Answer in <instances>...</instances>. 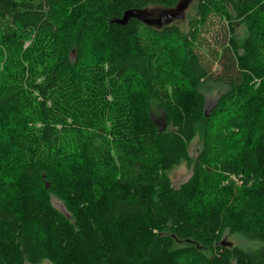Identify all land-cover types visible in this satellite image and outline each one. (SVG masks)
<instances>
[{
    "label": "trees",
    "instance_id": "1",
    "mask_svg": "<svg viewBox=\"0 0 264 264\" xmlns=\"http://www.w3.org/2000/svg\"><path fill=\"white\" fill-rule=\"evenodd\" d=\"M181 1L0 0V264H264V0H198L188 31L141 14Z\"/></svg>",
    "mask_w": 264,
    "mask_h": 264
},
{
    "label": "rangeland",
    "instance_id": "2",
    "mask_svg": "<svg viewBox=\"0 0 264 264\" xmlns=\"http://www.w3.org/2000/svg\"><path fill=\"white\" fill-rule=\"evenodd\" d=\"M198 0H182L180 4L174 9H166L160 6H152L144 11L145 19L155 27H164L165 25L177 24L184 30H189L191 19L195 16L197 10ZM242 32V28L239 29ZM227 39V27L224 21L220 20L218 16H213L204 26L201 33L200 47L198 52L207 66L211 68L214 74V80L211 87L206 90L207 96V110H211L220 94L224 91L223 87L217 85V76L222 71L221 59L223 56V46ZM158 125L162 126L163 120L160 112L154 115ZM201 148V141L196 139L190 146V153L193 157L197 156ZM174 187H179L187 182L192 176V169L187 164H182L174 168L169 173ZM54 205L62 212L67 213L65 206L57 198L53 197ZM225 241L233 245L244 247H251L253 244L247 242L242 238L236 236H225ZM44 264H51L45 262Z\"/></svg>",
    "mask_w": 264,
    "mask_h": 264
},
{
    "label": "water",
    "instance_id": "3",
    "mask_svg": "<svg viewBox=\"0 0 264 264\" xmlns=\"http://www.w3.org/2000/svg\"><path fill=\"white\" fill-rule=\"evenodd\" d=\"M141 14L145 16L144 12H142ZM136 16H140V15H136ZM131 17H135V15L132 13H127L122 20H119L117 22L119 24H125Z\"/></svg>",
    "mask_w": 264,
    "mask_h": 264
}]
</instances>
